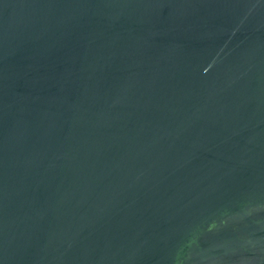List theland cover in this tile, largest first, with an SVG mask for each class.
Here are the masks:
<instances>
[{
  "label": "water",
  "instance_id": "obj_1",
  "mask_svg": "<svg viewBox=\"0 0 264 264\" xmlns=\"http://www.w3.org/2000/svg\"><path fill=\"white\" fill-rule=\"evenodd\" d=\"M0 264H264V0H0Z\"/></svg>",
  "mask_w": 264,
  "mask_h": 264
}]
</instances>
